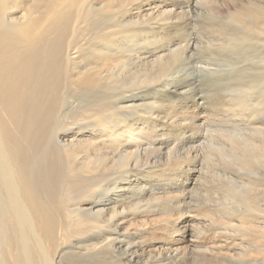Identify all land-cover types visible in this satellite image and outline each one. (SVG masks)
I'll use <instances>...</instances> for the list:
<instances>
[{
	"label": "bare ground",
	"instance_id": "6f19581e",
	"mask_svg": "<svg viewBox=\"0 0 264 264\" xmlns=\"http://www.w3.org/2000/svg\"><path fill=\"white\" fill-rule=\"evenodd\" d=\"M104 1L0 0V264H192L190 255L200 246L192 239L204 228L194 224L196 218L189 216L187 208L192 207L188 193L197 186L204 166L195 159L199 151L194 146L181 148L179 143L177 148L186 150L176 158L158 137L157 119H152L163 113L159 119L172 125L163 133H173L177 139L185 136L181 129L187 132L188 120H198L200 107L192 86L193 72L219 73L214 62L190 65V52L199 43L188 41L185 50L179 47L187 26L185 17L199 1ZM231 1L212 14L215 23L219 20L230 29L223 32L224 25L214 24L219 28L215 37L230 41L233 54L246 52L250 57L252 48L264 49L258 34L264 30V0ZM77 29H81L79 34L85 29L84 36L90 33L93 42L88 44L86 38L78 45L76 39L73 42ZM141 36L140 49L124 46L123 42ZM119 45L124 54H108ZM95 48L103 50L101 57L111 55L117 65L131 64L128 72L140 78L139 84L122 88L113 99V73L106 76L97 67L86 70L87 63L80 62L86 51ZM180 49L186 60L178 71L170 70L183 55L177 61L169 58ZM260 53L264 56V50ZM228 57L224 61L237 66L238 58ZM133 60L141 67L134 69ZM151 62L157 66L149 68ZM162 82L168 99H180L167 106L164 102L162 110L163 104H154L159 102L157 96L143 97L130 90ZM127 91L134 97L125 95L121 101L119 97ZM74 96L80 102L71 103ZM243 100L242 104H250ZM131 110H136L135 116L128 117ZM145 111L151 119H142ZM141 123H147L149 131L141 130ZM194 124L200 127L198 121ZM252 128L264 135V127ZM260 145L237 142L231 156L264 154V140ZM165 152L170 156L165 157ZM249 172V178L264 175L255 169ZM229 179L235 188H244L239 191L242 197H231L242 203L241 211L233 208L222 218L229 225L239 223L250 235L258 230L251 227V217L261 206L249 196L263 194L264 187ZM68 256L74 258L67 263Z\"/></svg>",
	"mask_w": 264,
	"mask_h": 264
},
{
	"label": "rangeland",
	"instance_id": "374dc122",
	"mask_svg": "<svg viewBox=\"0 0 264 264\" xmlns=\"http://www.w3.org/2000/svg\"><path fill=\"white\" fill-rule=\"evenodd\" d=\"M198 1L199 2L195 3L197 4V6L194 4L196 6V7L194 6V8L196 9H192L193 7L191 8L192 14L190 13L189 16L185 17L186 21L188 22V23L187 22L185 23L188 27L186 26V28L184 29L183 34L185 36L183 35L182 41L179 47L180 48L182 47V49L185 50V44L188 43V41H189V44L194 43V41L196 44L199 43L198 44L199 47L197 46V48L194 51L190 52V53L193 52L192 59L190 60L191 61L190 65L199 64L201 66H206V61H209L212 63L214 62L215 64H217V65H214L215 69L220 74L210 73V72L201 71V70H197V72L196 71L193 72L192 74L193 85L192 86L196 88L195 89L196 90L195 96H197L195 97L196 104L197 106H200V107L196 111L197 112L196 116H198V120H194L193 122L191 120H188L189 125L187 126H189V129L187 130V132L181 129V133L183 132L185 136L180 137V138L178 137L179 139H177L176 136L173 135V133L168 134L167 131L163 133L162 130L170 131L172 127V125L169 124L167 120L166 122H164L165 121L164 118L159 119L161 118L160 116L163 113L158 112V116L156 115L152 116V119H155V120L157 119L156 122L158 123V137L165 140V143L167 145L166 147L167 148L169 147L168 150L171 151V153L173 152L172 153L173 155L176 154L175 155L176 158L179 157L180 155L185 154V150L190 148V146H194V148L192 149L194 150L196 148L195 150L199 151L198 152L199 157H195V159L197 158L198 161L200 162L199 166L204 165L202 166V172L200 173L201 177L198 180L197 186L195 188L193 187V189L189 191L188 196H187V201L191 200L190 204L192 206L190 208V206L187 205V208L189 209V214H190L189 216H193V218H196V223H194L195 225H197L198 227L199 226L202 227V229L204 228L203 233L201 232L202 230L200 231V233L199 232L197 233V236L199 239L197 238V236H195L192 239V240L197 241L200 244L199 248L198 247L195 248L194 251L192 252L193 255L192 254L190 255L191 261H193L192 264H264V248H263L264 247V233H263L264 230H262L264 229L263 224H262L263 223L262 220L264 218V211H261V210H264V193L249 196L253 200L257 201L258 205L261 206V209L259 210L260 212H258L257 215H254V217L253 216L251 217V219L253 220V223L254 224L256 223L255 225L253 224L251 227L254 228V230L255 228H257L260 231L258 230H255L256 232L250 231L252 232L250 233V235L252 234L250 236L248 234L249 231H246V230L243 231L244 229L242 228V226H239V223L235 225H229V223L225 222L227 219L225 220L222 218L225 215L227 216L228 213H232L233 208L241 211L240 205L242 203L232 201L231 197L233 196L242 197V194L239 191H241L244 188H241V190H239L238 188H235L229 178H233L234 180L237 179V181L241 179V181L243 180L244 182L252 184L253 186L257 184V185H260L261 187H264L263 186L264 175L262 176L254 175L253 178H249L247 176L250 173L249 169L250 171L252 169H255L262 174L264 173V154L261 153L256 157L247 156V157L234 158L231 156V153L235 151L236 143L237 142L243 143V140H245L246 142L252 141L256 146H258V148L262 147V145L260 144H261V141L264 140V135L256 131L253 132L254 130L252 127L253 126H258L260 128L264 127V56H262V54L260 53L261 51L263 52L264 49H262L263 47L261 48V46L260 48H255V49L252 48L251 49L252 54L250 53V57L248 54H246V52H243V51H242L243 54L241 55L233 54L232 49L229 47L231 45V42L227 41V39H224V38L223 40H217L218 38H216L217 36L215 35V29H219L223 25L224 26L220 28L223 32H229L230 29L228 28L227 25L223 23H219L220 22L219 20L217 21V23H215L217 19L213 17L212 15L213 12H217L220 9V7H223L222 6L223 3H227L230 5L232 1L231 0H214V1L198 0ZM217 1L218 2L220 1L222 3H218ZM241 1L242 3L245 2V4L250 3V0L248 1L241 0ZM103 2L105 3L104 0ZM216 2L221 5H218ZM212 7L213 9L211 10ZM222 9H224V7ZM222 9L220 11H222ZM214 24H217V27L219 28L217 27L215 28ZM212 27L214 29H212ZM80 31L81 29L79 30L77 29V33H75V35H72L73 42H74V39H76V42L78 45V42L79 44L85 42V38H86L88 41V44H91L93 42V39L90 37V33L84 36L82 34L85 33V29L82 31L81 34H79ZM258 34L262 38V39L260 38L261 39L260 42H263L264 41V30L259 31ZM141 38L142 36L140 37V39H134V40L130 39V40L125 41L126 43L123 42V44L124 46L128 48L140 49L141 48L140 46L144 43L143 38L142 39ZM150 39L152 41V44L155 43V40H156L155 38L150 37ZM184 41H187V42H184ZM217 42L218 44L216 45ZM220 42L222 44H219ZM152 44L150 46H152ZM223 44L224 46H222ZM200 47L201 48L203 47V48L200 49ZM214 47L217 49L215 50ZM115 48L109 51L108 54H111L112 56L113 55L116 56V55L125 53L124 51L120 50L121 48L120 45H119V49L117 47ZM198 48L200 52L198 51ZM182 49H180L176 55L169 58V59L172 58V61H174L177 58H181V56L183 55L181 58L182 60L180 59L176 63L177 66L175 65L174 67H171L170 70L176 68L178 71L179 68L183 66L182 64L184 62L185 56L184 54H181ZM223 50H225L226 52ZM102 51L103 50L101 48H95L93 50H88L86 51L85 55H83L82 57L89 59L94 56L96 58L92 59L91 61H88L80 57L81 58L80 62L82 63V65H85V63H87L85 65L86 70H89V68L97 67L98 70L102 69L104 71V74L105 73L107 74L106 76H108L109 74L111 75V73H113L114 75L113 82H115L116 85L114 87V84L112 82L111 88L113 90L112 89L111 90L113 91V93L112 91L111 93L113 94V99H116L118 98L116 94L119 93L122 90V88L128 89V88L137 86L139 84L140 78L138 76L137 77L130 76V73L128 72V68L130 67L131 64H128L125 66L122 64L117 65L115 64V62H113L114 59L111 57V55H105L104 57H101L100 54L102 53ZM202 54H205L204 57L206 58H202L203 56ZM221 54H222V57H221ZM227 54L229 55L227 60H229L231 56L238 58L237 60L238 63H236L235 65H237L238 67L240 66V68H238L237 66L230 67L228 64V61H224L225 60L224 57L227 56ZM253 54H257V56L254 55L255 58H251ZM127 55L128 54H126V56ZM110 59L113 61H111ZM123 59H124L123 61H127L128 63H130V61L127 60L126 58H123ZM149 60H153V59H149ZM160 60H163V62H166L167 58L165 60L164 58ZM131 62L135 67L134 69L141 67L139 62H137V64L135 63L134 60ZM151 63H150L151 65L149 66V68H155L157 66V63L155 62H151ZM178 63H179V66H178ZM245 64L246 66L248 65L249 67L245 68L246 67L244 66ZM209 68H212V67L210 66ZM97 73L99 74V72ZM123 73L125 75H122ZM126 73H128L129 76ZM136 79H138L137 83H136ZM164 83L165 82H162V84L161 83L158 84L159 86L151 85L150 87L148 86V88L139 87V88H134L130 90L138 93V95L142 94L143 97H146L147 94H149L147 95V97H151L152 94H153L152 97L157 96L159 102L154 103V104H158L155 106H159V104H163L161 107V110H162V108L164 109L165 104L166 106L167 104L170 105L173 102L177 104L180 100V99L177 100L173 97H170V99H168L169 95L165 94V88H163ZM246 83L248 87L243 85ZM118 85L120 86V88L118 87ZM139 89L141 90L140 92H139ZM144 90L146 91L149 90V91H147V93H144L146 92ZM125 95L134 97V95L130 94V91H127L124 95L119 97L121 101L126 100ZM232 95H233V98H232ZM237 97L239 98L237 99ZM78 98L79 97H76V96L72 97L70 99L72 101L71 103L80 102ZM243 99L246 100V103L248 102L250 104H247V105L242 104ZM111 101H112V98H111ZM152 101H154V99ZM164 102L166 103L164 104ZM159 109L160 108L158 107V111ZM133 111H136V110H131L128 112L127 114L128 117L129 115L133 116L134 114ZM179 111H175V112L178 113ZM145 113L147 116L142 117V119H151L148 117V112L145 111ZM195 121H198V125L200 127L194 124ZM146 124L147 123L140 124V129L141 130L143 129L144 132L149 131V129H146L148 127ZM177 129L178 128H176V130ZM237 131L238 133L240 132V134H237ZM260 135L261 136L263 135V137H260ZM252 138L253 139L255 138L256 141H259V142L252 140ZM193 140L195 141V143ZM179 143L181 145V148L183 147L186 149H180L179 148L180 146H178L177 148V145ZM195 144L197 147L195 146ZM244 147H241V150L243 148L242 151H244ZM166 153L168 154V152H165L164 154L165 157H168L171 154L169 153L167 155ZM240 153H243V152H240ZM200 168L201 167H199V169ZM261 179L263 180V182ZM235 218L237 217H234V219ZM238 227H240L239 231H237ZM260 227H262V229ZM234 228L237 230H235ZM224 232L226 233L224 234ZM228 233H229L228 235L229 238L226 236ZM85 235L87 236L88 234H85ZM81 237L80 238L83 239V236ZM87 237L90 238L89 235ZM77 241H80V239H77ZM205 243L207 246L205 245ZM83 244H80V246ZM213 248H215L216 252L213 251ZM210 250L213 252H211ZM213 254H217V255H213ZM210 257L212 259H210ZM71 258L73 259L74 257L68 256L67 263L71 260Z\"/></svg>",
	"mask_w": 264,
	"mask_h": 264
}]
</instances>
